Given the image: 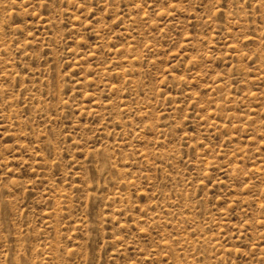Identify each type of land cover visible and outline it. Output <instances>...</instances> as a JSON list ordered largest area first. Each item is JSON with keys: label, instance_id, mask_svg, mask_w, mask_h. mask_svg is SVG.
<instances>
[{"label": "rangeland", "instance_id": "obj_1", "mask_svg": "<svg viewBox=\"0 0 264 264\" xmlns=\"http://www.w3.org/2000/svg\"><path fill=\"white\" fill-rule=\"evenodd\" d=\"M0 264H264V0H0Z\"/></svg>", "mask_w": 264, "mask_h": 264}]
</instances>
